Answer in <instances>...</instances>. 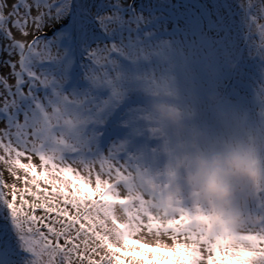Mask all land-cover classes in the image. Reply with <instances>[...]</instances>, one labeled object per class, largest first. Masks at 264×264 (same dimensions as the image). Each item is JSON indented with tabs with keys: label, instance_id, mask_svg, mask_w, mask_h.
<instances>
[{
	"label": "snow or ice",
	"instance_id": "obj_1",
	"mask_svg": "<svg viewBox=\"0 0 264 264\" xmlns=\"http://www.w3.org/2000/svg\"><path fill=\"white\" fill-rule=\"evenodd\" d=\"M206 55L237 64L219 81L227 94L264 104V0H0V264L232 254L135 190L158 151L144 93ZM256 251L264 259V236Z\"/></svg>",
	"mask_w": 264,
	"mask_h": 264
},
{
	"label": "clouds",
	"instance_id": "obj_2",
	"mask_svg": "<svg viewBox=\"0 0 264 264\" xmlns=\"http://www.w3.org/2000/svg\"><path fill=\"white\" fill-rule=\"evenodd\" d=\"M196 68L172 74L171 89L144 93V124L158 151L141 162L135 190L160 215L185 213L187 230L207 245L231 249L221 264H264L256 251L264 236V104L239 102L219 86L225 71H238L231 57L218 65L206 55Z\"/></svg>",
	"mask_w": 264,
	"mask_h": 264
},
{
	"label": "rangeland",
	"instance_id": "obj_3",
	"mask_svg": "<svg viewBox=\"0 0 264 264\" xmlns=\"http://www.w3.org/2000/svg\"><path fill=\"white\" fill-rule=\"evenodd\" d=\"M0 71H6V69H0ZM8 179H9L8 174L7 172H5V180L7 181ZM164 242H169V241H167V239L164 238Z\"/></svg>",
	"mask_w": 264,
	"mask_h": 264
}]
</instances>
